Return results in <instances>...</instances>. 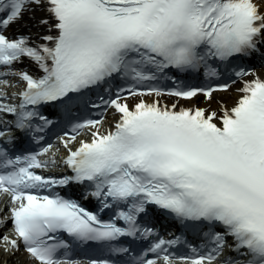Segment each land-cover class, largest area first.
<instances>
[{"label": "snow or ice", "instance_id": "6c2138e0", "mask_svg": "<svg viewBox=\"0 0 264 264\" xmlns=\"http://www.w3.org/2000/svg\"><path fill=\"white\" fill-rule=\"evenodd\" d=\"M26 17L44 31L10 37ZM254 57L264 59V0H0V196L9 197L14 233L0 235L4 252L23 250L26 264H114L113 255L128 264H264V79L240 63ZM25 59L42 74L16 68ZM178 74L207 86H182ZM163 79L175 87H157ZM117 80L129 86L113 92ZM237 82L242 95L231 109L176 110L159 99L211 101ZM98 88L109 98L91 107L115 109V130L102 133V119L73 124L58 161L44 144L55 124L45 108ZM84 130L90 141L73 149ZM22 142L41 147L19 150ZM61 162L72 175H43ZM70 184L93 188L98 211L52 193ZM154 210L199 229L202 244L162 238L146 223ZM124 238L147 245L136 253ZM74 243L99 245L109 258L75 260Z\"/></svg>", "mask_w": 264, "mask_h": 264}, {"label": "bare ground", "instance_id": "6f19581e", "mask_svg": "<svg viewBox=\"0 0 264 264\" xmlns=\"http://www.w3.org/2000/svg\"><path fill=\"white\" fill-rule=\"evenodd\" d=\"M13 30L24 31L25 33H28V34L30 33L32 34V37L34 40H36L38 35H40L44 31L43 29L36 28L34 26V22L28 21L27 17L25 18V22L23 25L17 26ZM258 73L259 72H257V74ZM250 77L251 76H249L248 79ZM15 81L16 80H14V82ZM241 87H242L241 83L232 85L231 88H229L228 92L213 94V99L211 101L206 100V98H202L201 100H196L198 99V97H195L194 100L190 102V104H192L191 106H194V107L199 104L200 107H206V108L209 107L212 110H219L221 105H224L225 107L230 108L234 106L237 103L238 99L241 97L242 94L238 91V89H240ZM9 89L11 92H14L16 90L12 87ZM159 99L160 100L163 99L166 103L172 104V101L167 100L166 98L161 97ZM164 101L162 103H164ZM196 102L198 104H196ZM108 115L110 116L106 118L105 122L103 123V126L100 128L101 132H105L106 130H112L115 122H117L119 119V115L115 111L108 112ZM88 139H91V137L88 135V133H86L79 140H88ZM52 153L53 155H58L61 153V150L60 149L54 150ZM18 260L20 261L22 260L21 264H26L25 263L26 261L24 258L18 257L17 255L9 256L4 252L3 248L0 249V264H17L16 262Z\"/></svg>", "mask_w": 264, "mask_h": 264}]
</instances>
